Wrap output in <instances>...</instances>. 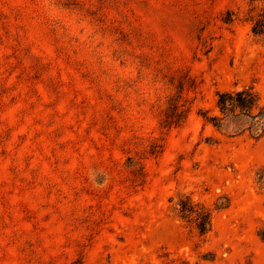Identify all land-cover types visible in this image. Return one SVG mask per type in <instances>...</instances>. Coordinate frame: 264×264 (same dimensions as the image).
Here are the masks:
<instances>
[{
    "label": "rangeland",
    "instance_id": "1",
    "mask_svg": "<svg viewBox=\"0 0 264 264\" xmlns=\"http://www.w3.org/2000/svg\"><path fill=\"white\" fill-rule=\"evenodd\" d=\"M248 1L0 0V264H264V138L200 116L245 87L264 106ZM185 73L191 112L166 133ZM178 194L214 210L205 238Z\"/></svg>",
    "mask_w": 264,
    "mask_h": 264
},
{
    "label": "trees",
    "instance_id": "2",
    "mask_svg": "<svg viewBox=\"0 0 264 264\" xmlns=\"http://www.w3.org/2000/svg\"><path fill=\"white\" fill-rule=\"evenodd\" d=\"M235 15L228 12L224 22L233 23ZM244 20L250 25L251 34L264 42V0H249L244 12ZM170 85L173 93L168 97L166 108L160 121V128L168 133L172 128L184 125L191 112V104L185 97L184 92L196 90V82L188 74L172 77ZM216 108L218 114L212 115L209 111H202L200 116L208 125L217 129H231L234 136L245 133L259 140L264 138V106L259 94L252 87L241 90L219 92L216 95ZM164 149L163 143H153L148 154L159 156ZM133 158H128L132 162ZM132 184L140 186L145 184L143 167L139 163L132 166ZM171 213L174 218L185 226L194 230L199 237L205 238L213 228L214 210L204 203L196 202L189 194H178L176 198L170 199ZM229 199L224 197L223 201L216 205L215 210H223L229 206ZM169 254L160 256L165 264H173L176 260L170 259ZM183 264H189L183 262Z\"/></svg>",
    "mask_w": 264,
    "mask_h": 264
}]
</instances>
